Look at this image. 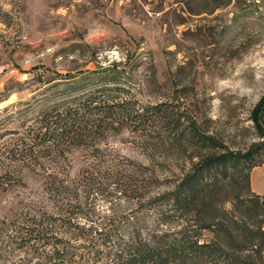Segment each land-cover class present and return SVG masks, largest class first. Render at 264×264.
<instances>
[{"label": "rangeland", "instance_id": "obj_1", "mask_svg": "<svg viewBox=\"0 0 264 264\" xmlns=\"http://www.w3.org/2000/svg\"><path fill=\"white\" fill-rule=\"evenodd\" d=\"M103 75L243 151L264 95V0H0V264H104L99 236L165 229L148 200L186 154L158 143L157 120L110 129L95 149L38 146L52 93Z\"/></svg>", "mask_w": 264, "mask_h": 264}, {"label": "trees", "instance_id": "obj_2", "mask_svg": "<svg viewBox=\"0 0 264 264\" xmlns=\"http://www.w3.org/2000/svg\"><path fill=\"white\" fill-rule=\"evenodd\" d=\"M123 92L116 75L82 81L53 92L57 102L38 120V146L58 151L95 149L110 129L134 123L142 130L157 120L158 143L186 154L172 188L148 200L165 229L146 237L133 233L126 242L99 236L109 249L104 264H264V195L249 189L250 170L264 163V95L250 113L257 141L232 151L200 132L188 114L164 104L141 107Z\"/></svg>", "mask_w": 264, "mask_h": 264}, {"label": "crops", "instance_id": "obj_3", "mask_svg": "<svg viewBox=\"0 0 264 264\" xmlns=\"http://www.w3.org/2000/svg\"><path fill=\"white\" fill-rule=\"evenodd\" d=\"M264 164L261 167H255L251 170L249 176V186L251 192L257 195H264ZM264 230V224H263Z\"/></svg>", "mask_w": 264, "mask_h": 264}]
</instances>
